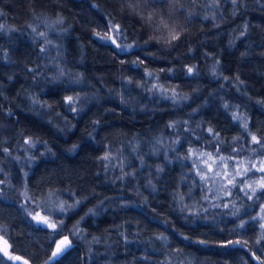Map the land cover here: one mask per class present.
I'll return each mask as SVG.
<instances>
[{"label":"trees","instance_id":"1","mask_svg":"<svg viewBox=\"0 0 264 264\" xmlns=\"http://www.w3.org/2000/svg\"><path fill=\"white\" fill-rule=\"evenodd\" d=\"M212 2L179 0L184 11L172 20L181 37L169 46L121 0H0L1 251L7 241L29 264H44L68 237L55 264H264L260 222L251 220L264 199L253 205L236 190L223 198L229 208L213 207L220 201L203 199L206 186L184 159L189 147L218 146L224 156L242 147L239 157H256L233 114L264 136V5L242 0L234 12L231 0ZM109 19L123 34L117 42L132 47L95 35L108 33ZM153 83L188 99L149 91ZM28 138L37 145L24 168L18 154ZM109 152L111 162L100 159ZM21 175L24 188L14 182ZM51 191L67 204L81 201L54 222L58 235L33 223L32 203L22 207V193L36 202ZM229 240L246 244L221 246Z\"/></svg>","mask_w":264,"mask_h":264},{"label":"snow or ice","instance_id":"2","mask_svg":"<svg viewBox=\"0 0 264 264\" xmlns=\"http://www.w3.org/2000/svg\"><path fill=\"white\" fill-rule=\"evenodd\" d=\"M241 2L242 0H231L234 12L239 10L238 6ZM178 4L179 0H121L122 8H125V10H130L132 14L139 16L140 19L144 22V25L150 28L153 34H157L156 38L160 41H163L169 46H172L173 42L178 41L181 37V31L179 30L178 26L173 23L172 20L173 15L182 13L184 11L183 4H180L179 7H177ZM147 5L152 6V11H146ZM157 5L161 6L159 10H157ZM164 5L168 6L167 11H165L163 7ZM218 6L219 0H213V2L208 5L209 8H216ZM189 15H191V13ZM205 19H207V17H205ZM63 22L64 21L62 17H58L55 21L57 25H61L63 24ZM4 28L5 25L0 24V31H3ZM65 30L66 29H62V31ZM32 32L36 33L41 38H45V44L51 43V41L46 39L47 33L38 32L36 27H32ZM108 33H111V35H109ZM108 33H105L104 35L95 33V35L101 41L111 40L112 44H115L117 48H121V45L117 43V39L124 37L121 32L120 26L114 23L112 19H109ZM241 35H244V33L241 32ZM128 47H132V45H128ZM40 51L44 52L46 51V48L42 47ZM187 71L188 73H192L193 68L188 67ZM59 75H65L64 71L60 70ZM146 75L152 76L153 73L147 72ZM149 91L159 92L162 96H165V98H170L174 102L188 99L187 96L179 95L175 91V89H166L159 83H153L152 88L149 89ZM169 91H171L170 96L168 95ZM76 99H78V97ZM37 102L38 101L33 100V104ZM65 102L73 103L74 98L71 96L66 97ZM224 107L228 108L229 105L225 104ZM72 111L75 112L77 111V109L74 107L72 108ZM232 119L234 121H238L244 132L248 134L247 136H244L245 143H247L248 136H250L251 143L258 146V148L252 149V156L261 157L260 159H253L252 157H248L245 159H236V157H239L241 155V152L243 151L242 147H234L232 149L234 155L223 156L220 155L221 149L219 148V146L217 147L215 153L204 152L199 149L189 147L188 152L184 157V159L192 160V169L194 170L195 176L199 177L200 185L206 186L203 199L209 200L211 198L214 201H220V203H213V207H219L222 205L224 208H229L230 203H224L223 198H231L236 190H238V193H242L244 198H246V200L248 201H251L253 205L264 199V136H258L257 134L250 131L247 118L244 116V114H233ZM169 127H175V124H170ZM208 132L214 138H217L218 145L223 143V141L218 140L219 134L215 133L212 128H209ZM239 140L240 137L234 138V141L236 143H238ZM24 143L32 147L37 143V141H33L31 138H28L25 139ZM156 143L159 144L160 141H157ZM178 143H180L179 139L173 141V144ZM76 147V145H73V149H75ZM156 150L159 151V149ZM4 151L7 152L8 150L5 149ZM100 159L111 162L114 157L109 152ZM109 166L115 167V165H111L110 163H108L105 164V169H107ZM205 169H207V171H205ZM158 171H162V169H158ZM124 175L126 176L130 174L125 173ZM123 178L124 176L120 177V179ZM3 183L4 181L0 180V184ZM209 194H211V197ZM3 195V189H0V196ZM23 195L25 196L26 203L22 205V207H24L25 210H28L27 204L35 203L36 208H42L45 215L42 216L40 215V212H36L35 215L32 216V219L36 220L38 224L46 225L48 228L52 229L53 233L56 235L59 234L57 231L58 225L54 222H51L48 217L57 212L60 214H64L71 208L81 203V201L79 200L75 201V204L72 205H69L62 200L57 203L56 200L53 199V197H57L58 195L55 191L49 192L48 201L43 203L31 201L27 196V193H24ZM180 200H183V196L180 197ZM231 206L234 207V204ZM31 211H35V208ZM89 211L91 212L92 210L90 209ZM239 212L240 209H236V211L232 214L234 216H238ZM251 220L254 222H260V230L262 234L257 240V244L264 245V204H260V213L255 217H251ZM247 223L248 221L241 220L238 228L244 229ZM157 239L166 240L167 238L164 236H159L157 237ZM185 239H188V237H185ZM198 242L201 244L206 243L203 240ZM4 244L6 246L4 249V255L8 256L7 241H4ZM244 244H246V242H242L240 240H229L226 244H223L221 246L227 247L229 245ZM70 247L71 242L69 241L68 237H64L62 240L57 241L55 250L51 253L44 264H55L56 259L63 253H65ZM9 258L13 260L21 259V257L19 256ZM0 264H4V262L0 260ZM23 264H29V262L27 260H24ZM181 264H183V261H181Z\"/></svg>","mask_w":264,"mask_h":264},{"label":"rangeland","instance_id":"3","mask_svg":"<svg viewBox=\"0 0 264 264\" xmlns=\"http://www.w3.org/2000/svg\"><path fill=\"white\" fill-rule=\"evenodd\" d=\"M249 2V1H248ZM251 2L252 3H254V4H257V5H264V0H251ZM243 4H247V1H243ZM111 35V34H110ZM111 41V40H110ZM118 43V42H117ZM119 44V43H118ZM115 45V44H114ZM116 46V45H115ZM120 50H124V49H128V45L127 44H122L121 45V48H119ZM37 145V143L34 145V146H32V147H30L29 145H27V144H24V145H21L20 146V151H22V152H20V154H18V157L19 156H21L20 157V162H21V165H23V167L25 168L26 167V165H28V162L30 163V161H31V154H32V150L35 148V146ZM221 155V154H220ZM224 156V155H223ZM261 157H258V156H256V157H254L253 159H260ZM236 159H245V157H236ZM222 167V166H221ZM205 171H207V169H205ZM28 171L27 170H25V169H23L22 170V175L23 176H25V174L27 173ZM22 175H21V177H20V179L19 178H15L14 179V182H17L16 184H18L19 186H20V188H24V186H25V183H24V177L22 178ZM28 196V195H27ZM22 197L25 199V196L23 195V193H22ZM29 197V196H28ZM30 198V197H29ZM53 199L54 200H56V202L58 203L59 201H61L62 199H60L58 196L57 197H53ZM30 200L32 201V199L30 198ZM48 201V195L47 196H45L44 198H42L41 200H39V201H36V202H38V203H43V202H47ZM63 201V200H62ZM72 204H75V203H70L69 205H72ZM35 208V211H31V218H32V216L33 215H35V213L36 212H40V215H45V213H44V211L42 210V208H36L35 207V203H32V209H34ZM31 209V210H32ZM72 209V208H71ZM70 209V210H71ZM70 210H68L66 213H64V214H60V213H55V214H53L52 216H50V217H48L49 218V220L51 221V222H55L56 220H61L62 219V217L63 216H65ZM32 221H33V223L35 224V225H40V226H46V225H44V224H38L37 223V221L36 220H33L32 219ZM47 227V226H46ZM4 237V236H3ZM15 254H17V253H12V251L10 252L9 250H8V256H5L4 255V250L3 251H1L0 250V260H2L3 262H4V264H7V259L9 258V255H10V257H12L13 255H15Z\"/></svg>","mask_w":264,"mask_h":264},{"label":"water","instance_id":"4","mask_svg":"<svg viewBox=\"0 0 264 264\" xmlns=\"http://www.w3.org/2000/svg\"><path fill=\"white\" fill-rule=\"evenodd\" d=\"M15 256H19V257H21V259H20V260H13V259H11L12 262H14V263H17V264H23L24 260H26L24 257H22V256L19 255V254H15V255H13L12 257H15Z\"/></svg>","mask_w":264,"mask_h":264}]
</instances>
